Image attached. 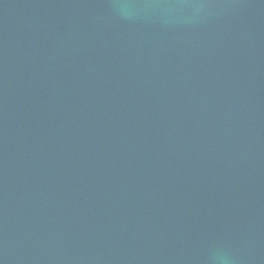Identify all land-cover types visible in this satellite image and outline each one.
Wrapping results in <instances>:
<instances>
[{
    "label": "water",
    "instance_id": "95a60500",
    "mask_svg": "<svg viewBox=\"0 0 264 264\" xmlns=\"http://www.w3.org/2000/svg\"><path fill=\"white\" fill-rule=\"evenodd\" d=\"M0 264H264V0H0Z\"/></svg>",
    "mask_w": 264,
    "mask_h": 264
},
{
    "label": "clouds",
    "instance_id": "9594fccd",
    "mask_svg": "<svg viewBox=\"0 0 264 264\" xmlns=\"http://www.w3.org/2000/svg\"><path fill=\"white\" fill-rule=\"evenodd\" d=\"M218 259L224 260L225 258L223 256L218 257Z\"/></svg>",
    "mask_w": 264,
    "mask_h": 264
}]
</instances>
